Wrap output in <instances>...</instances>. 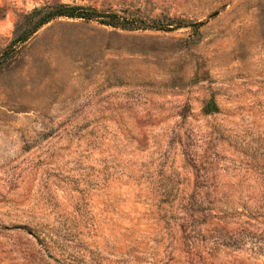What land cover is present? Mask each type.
Returning <instances> with one entry per match:
<instances>
[{
    "label": "rangeland",
    "instance_id": "rangeland-1",
    "mask_svg": "<svg viewBox=\"0 0 264 264\" xmlns=\"http://www.w3.org/2000/svg\"><path fill=\"white\" fill-rule=\"evenodd\" d=\"M0 264H264V0H0Z\"/></svg>",
    "mask_w": 264,
    "mask_h": 264
},
{
    "label": "trees",
    "instance_id": "trees-1",
    "mask_svg": "<svg viewBox=\"0 0 264 264\" xmlns=\"http://www.w3.org/2000/svg\"><path fill=\"white\" fill-rule=\"evenodd\" d=\"M56 17L95 20L102 25L122 30L144 29L147 27V25H144L143 23L126 19L116 12L103 13L98 12L95 9H85L78 6L57 5L53 10L51 9L45 12L38 19V21L34 25V28L39 27L42 24H45L46 22L51 20L52 18ZM20 40H24V37H22ZM207 110L209 112L217 110L212 101L208 104Z\"/></svg>",
    "mask_w": 264,
    "mask_h": 264
}]
</instances>
